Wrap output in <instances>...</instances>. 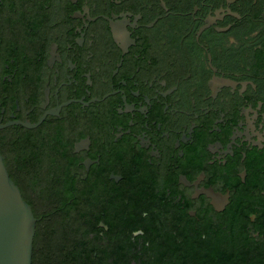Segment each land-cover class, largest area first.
Wrapping results in <instances>:
<instances>
[{"label":"flooded vegetation","instance_id":"1","mask_svg":"<svg viewBox=\"0 0 264 264\" xmlns=\"http://www.w3.org/2000/svg\"><path fill=\"white\" fill-rule=\"evenodd\" d=\"M0 150L32 264H264V0H0Z\"/></svg>","mask_w":264,"mask_h":264},{"label":"water","instance_id":"2","mask_svg":"<svg viewBox=\"0 0 264 264\" xmlns=\"http://www.w3.org/2000/svg\"><path fill=\"white\" fill-rule=\"evenodd\" d=\"M37 219L0 150V264H32Z\"/></svg>","mask_w":264,"mask_h":264},{"label":"trees","instance_id":"3","mask_svg":"<svg viewBox=\"0 0 264 264\" xmlns=\"http://www.w3.org/2000/svg\"><path fill=\"white\" fill-rule=\"evenodd\" d=\"M10 171V175H11V177H12V172H11V170H9Z\"/></svg>","mask_w":264,"mask_h":264}]
</instances>
